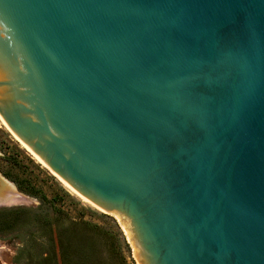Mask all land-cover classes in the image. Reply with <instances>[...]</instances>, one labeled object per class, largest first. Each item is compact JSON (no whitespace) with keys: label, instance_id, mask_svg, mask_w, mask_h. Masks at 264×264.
I'll return each mask as SVG.
<instances>
[{"label":"water","instance_id":"water-1","mask_svg":"<svg viewBox=\"0 0 264 264\" xmlns=\"http://www.w3.org/2000/svg\"><path fill=\"white\" fill-rule=\"evenodd\" d=\"M0 119L136 264H264V0H0Z\"/></svg>","mask_w":264,"mask_h":264},{"label":"rangeland","instance_id":"rangeland-1","mask_svg":"<svg viewBox=\"0 0 264 264\" xmlns=\"http://www.w3.org/2000/svg\"><path fill=\"white\" fill-rule=\"evenodd\" d=\"M0 171L20 192L0 206L17 212L2 220L0 264H60L68 245L77 249L70 264H136L116 217L70 189L1 120Z\"/></svg>","mask_w":264,"mask_h":264},{"label":"bare ground","instance_id":"bare-ground-1","mask_svg":"<svg viewBox=\"0 0 264 264\" xmlns=\"http://www.w3.org/2000/svg\"><path fill=\"white\" fill-rule=\"evenodd\" d=\"M62 181H64V180H62ZM64 183L66 185H68L65 181H64ZM69 187H70V189H73L71 186H69ZM15 188L16 187H14L13 183H11L10 181H8L7 179H5V178L0 179V204H11V203L17 202L18 198H20V194H19L18 191L15 190ZM73 191H75V190L73 189ZM77 194H79V193L77 192ZM86 202H87V200H86Z\"/></svg>","mask_w":264,"mask_h":264},{"label":"trees","instance_id":"trees-1","mask_svg":"<svg viewBox=\"0 0 264 264\" xmlns=\"http://www.w3.org/2000/svg\"><path fill=\"white\" fill-rule=\"evenodd\" d=\"M12 215H14L13 217H16L17 212H13L12 210H6V211L0 210V228H2L1 226H3L2 224H4L3 223L4 221L2 220L5 219V217H11ZM73 252L77 253V249H75L74 247L71 248L69 245L65 247L62 246L60 250V264H70L71 263L70 253Z\"/></svg>","mask_w":264,"mask_h":264},{"label":"flooded vegetation","instance_id":"flooded-vegetation-1","mask_svg":"<svg viewBox=\"0 0 264 264\" xmlns=\"http://www.w3.org/2000/svg\"><path fill=\"white\" fill-rule=\"evenodd\" d=\"M2 178H5V177L2 175V173H1V171H0V179H2ZM5 179H6V178H5ZM11 183H12V182H11ZM13 185H14V187H16L15 190L18 191L16 184L13 183ZM18 192H19V191H18ZM19 193H20V192H19ZM2 205H4V204H0V206H2Z\"/></svg>","mask_w":264,"mask_h":264}]
</instances>
